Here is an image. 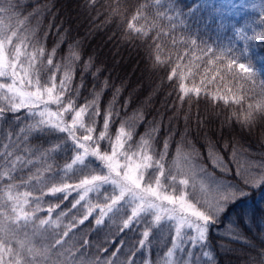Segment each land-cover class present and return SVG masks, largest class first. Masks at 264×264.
<instances>
[{"label":"snow or ice","instance_id":"obj_1","mask_svg":"<svg viewBox=\"0 0 264 264\" xmlns=\"http://www.w3.org/2000/svg\"><path fill=\"white\" fill-rule=\"evenodd\" d=\"M178 2L141 0L130 14L115 3L107 5L106 11L108 20L120 17L126 21L125 39L148 49L153 68L167 67V79L179 80L181 105L190 103L193 96L199 98L202 92L200 87H186L187 76L202 75L201 84L205 79L222 82L225 77L238 82L243 94L232 97L236 105L258 96L255 103L247 104L242 118L233 113L241 126L251 131L258 116L264 117V79H260L264 71L258 72L252 63L254 57L264 63L257 51L261 46L257 42L264 41V0L258 5L246 0H193L187 11L179 8ZM98 3L87 0L90 8ZM250 9H258V25L255 20L248 22ZM37 14L25 15L19 0H0V124L7 123L10 114L19 120L16 114L22 109L32 121L19 133L7 129L0 139V264H116L119 249L110 256L89 259L85 251L66 246L69 233L97 210V226L105 217L125 212L121 231L146 225L138 241L140 249L150 251L153 230L166 228L169 246L163 264H200L202 259L204 264H217L209 233L226 228L228 239L240 238L241 226L248 223L246 215L226 226L221 217L238 202L257 193L264 195V158L254 159L233 145L230 151L225 146L227 160L214 147L208 150L211 171L194 147L185 150L177 146L169 159L168 139L160 149L155 147L159 132L155 126L138 135L134 127L121 121L113 138L110 124L119 117L111 107L97 132L99 93H94L91 101L76 103L79 89L72 87L73 63L79 54L70 46L65 61L55 60L56 48L48 52L36 29L27 27ZM178 28L183 33L179 39L175 35ZM209 31L216 34L211 43L203 38ZM162 39L169 40L173 49L178 44L185 47L174 58L165 56ZM89 66L90 61L85 68ZM212 99L228 103L227 96ZM30 133L49 139L45 145L29 147ZM59 155L69 158L63 167L55 163ZM72 176L78 177L77 183L66 182ZM73 191L79 198L72 207L85 201L87 210L81 219L57 231L60 217L66 213L53 219L52 213L60 205L45 209L44 198L63 194L62 199H67ZM89 193L103 201L93 204ZM45 211L46 216L39 215ZM251 222H257L255 210ZM87 244L84 241L81 247L86 249ZM220 247L227 250L225 245ZM251 264H264V249Z\"/></svg>","mask_w":264,"mask_h":264},{"label":"trees","instance_id":"obj_2","mask_svg":"<svg viewBox=\"0 0 264 264\" xmlns=\"http://www.w3.org/2000/svg\"><path fill=\"white\" fill-rule=\"evenodd\" d=\"M140 2L141 0H99L95 8H90L87 0H19L25 15L38 13L30 19L27 27L36 29L37 37L48 52L56 48L55 60L65 61L70 56V46L79 54V59L73 63L72 87L79 89L77 104L91 101L93 94L99 93L96 100L100 111L96 124L97 132L102 130L104 113L111 107L119 117L110 124L109 132L113 138L121 121L134 127L138 135L155 126L159 129L155 147L160 149L163 141L168 139L169 159L175 154L177 146H182L185 150L194 147L200 154L202 162L211 171L208 150L214 147L227 160L229 152L225 151V146L230 151L233 145L247 151L254 159L264 158V117L258 116L251 131L242 127L236 118H242L243 113L247 111V104L255 103L259 99L258 96L247 98L243 105H236L232 102V97L243 94L238 82L225 77L222 82L217 79L208 83L205 79L201 84L202 75L187 76L184 81L186 87H200L202 92L199 98L193 96L190 103L185 102L181 105L178 99L179 80L167 79L169 68H153L148 59V49L138 41L128 42L125 39L126 21L120 17L108 20L107 5L119 3L121 9L127 8L130 14ZM192 4L193 0H179L178 7L187 11ZM257 12L258 9L249 10V23L255 20V24H259ZM97 13L102 14L98 16ZM161 23L167 25V21ZM201 32L203 33V29ZM182 34L178 28L175 33L177 39ZM215 36L214 31H209L203 38L211 43ZM257 43L261 45L257 49L259 56L264 57V41ZM162 44L165 56L171 54L173 58L185 47L178 44L173 49L167 39H162ZM89 61L90 66L85 68ZM252 63L258 72L264 71V63L258 58L254 57ZM260 79H264V76H260ZM213 96H227L228 103L225 104L224 100L213 101ZM51 107L55 110L54 105ZM233 113H236V117H233ZM16 115L19 116V120L10 114L7 123L0 124V139L7 129L19 133L20 129H26L27 125L32 123L26 118L27 110L22 109ZM136 138L138 139V136ZM48 139L38 138L35 133H30L28 146L45 145ZM68 159L67 156L59 155L55 158V163L63 167ZM215 174L218 177L221 175L219 171ZM66 182L75 184L78 177L72 176ZM2 195L0 192V196ZM62 195L45 196L43 205L45 209L49 205H60L52 213L53 219L58 213H66L60 217L61 225L57 231H62L65 225L81 219L87 210L85 201H81L76 208L72 207L79 198L77 192H71L67 199H62ZM88 198L93 204L103 201V197L98 200L95 193H89ZM253 210L256 211V223L251 222ZM261 210H264V195L257 193L246 202H238L229 209L226 217H221L222 223L226 226L229 221H234L239 215L245 214L248 223L241 226L239 239H228L226 228L212 230L209 233L210 245L214 249L217 264H251L257 252L264 249V214ZM39 215L43 217L47 213L45 211ZM97 215L98 210L93 212L84 224H78L69 233L65 238L67 247L85 251L86 258L89 259H94L97 255L110 256L113 251L119 249L118 255L121 251L127 254L124 264L131 261V258L135 264H148L149 261L151 264H158L156 257L165 253L169 246L167 229L163 230L165 233L162 238L157 237L158 230H153L149 251V248L138 247V241L146 225L141 223L121 231L122 219L126 218L127 212L112 216L111 219L105 217L104 223L99 226L95 224ZM84 241L88 242L86 249L81 247ZM220 245H225L227 250L222 249ZM105 248L107 252L101 251ZM200 264H204L203 259Z\"/></svg>","mask_w":264,"mask_h":264},{"label":"rangeland","instance_id":"obj_3","mask_svg":"<svg viewBox=\"0 0 264 264\" xmlns=\"http://www.w3.org/2000/svg\"><path fill=\"white\" fill-rule=\"evenodd\" d=\"M246 2L248 4H250V5L251 4H257L258 5L259 4V0H246ZM164 233H165L164 231H159L158 230L157 231V237L159 236L160 238H162V236L164 235ZM123 253H124V251H123ZM123 253H122V251L119 253L118 258L116 260V264H124L127 254L126 253L123 254ZM163 254L156 257V260H157L158 264H163ZM129 258H131V257L129 256ZM131 264H135L134 262H132V258H131Z\"/></svg>","mask_w":264,"mask_h":264}]
</instances>
